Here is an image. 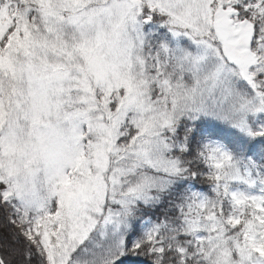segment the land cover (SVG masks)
Listing matches in <instances>:
<instances>
[{"label": "snow or ice", "instance_id": "6c2138e0", "mask_svg": "<svg viewBox=\"0 0 264 264\" xmlns=\"http://www.w3.org/2000/svg\"><path fill=\"white\" fill-rule=\"evenodd\" d=\"M0 264H264V0H0Z\"/></svg>", "mask_w": 264, "mask_h": 264}]
</instances>
